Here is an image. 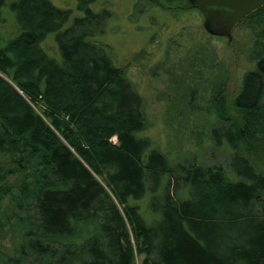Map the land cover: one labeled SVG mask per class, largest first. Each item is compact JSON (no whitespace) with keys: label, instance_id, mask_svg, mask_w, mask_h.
I'll return each instance as SVG.
<instances>
[{"label":"trees","instance_id":"trees-1","mask_svg":"<svg viewBox=\"0 0 264 264\" xmlns=\"http://www.w3.org/2000/svg\"><path fill=\"white\" fill-rule=\"evenodd\" d=\"M76 1L67 27L49 0H0V264H264V7L239 24L255 69L231 108L212 95L203 145L230 155L226 170L151 148L127 75L146 51L115 61L91 41L111 13Z\"/></svg>","mask_w":264,"mask_h":264},{"label":"rangeland","instance_id":"rangeland-1","mask_svg":"<svg viewBox=\"0 0 264 264\" xmlns=\"http://www.w3.org/2000/svg\"><path fill=\"white\" fill-rule=\"evenodd\" d=\"M49 1L56 8L71 11L67 27L74 18L82 16L76 0ZM91 8L95 13L102 9L111 13L103 33L93 36L91 41L105 50L111 49L115 61L132 63L142 50L148 55L146 63L131 64L127 75L143 98L147 122L143 136L149 138L151 148L172 160L195 156L205 165H221L228 170L230 155L203 142L214 120L211 113L217 101L212 99L213 93L222 90L225 108H231L244 75L255 69L253 27L238 25L228 44L225 38L206 33L203 17L196 11L174 15L146 0H98ZM50 41L54 42L53 34L41 46L55 58L45 47ZM31 106L49 122L41 104ZM110 143L116 145L114 136ZM97 180L104 185L100 178ZM140 205L145 209L147 200ZM4 206L3 202L2 210ZM0 246L7 248L9 241L0 240ZM135 264H139L137 257Z\"/></svg>","mask_w":264,"mask_h":264},{"label":"water","instance_id":"water-1","mask_svg":"<svg viewBox=\"0 0 264 264\" xmlns=\"http://www.w3.org/2000/svg\"><path fill=\"white\" fill-rule=\"evenodd\" d=\"M163 10H198L203 28L229 44L233 30L249 15L264 7V0H147Z\"/></svg>","mask_w":264,"mask_h":264},{"label":"flooded vegetation","instance_id":"flooded-vegetation-1","mask_svg":"<svg viewBox=\"0 0 264 264\" xmlns=\"http://www.w3.org/2000/svg\"><path fill=\"white\" fill-rule=\"evenodd\" d=\"M150 3V2H149ZM150 4H152V3H150ZM153 5V4H152ZM156 6V5H155ZM158 7V6H157ZM192 10H196V9H192ZM165 11H168V12H170V13H173L174 11H179L178 9L177 10H165ZM180 11H183V10H180ZM187 11H190V10H187ZM197 11V13H199V14H201L198 10H196ZM183 13H186V12H184L183 11Z\"/></svg>","mask_w":264,"mask_h":264}]
</instances>
